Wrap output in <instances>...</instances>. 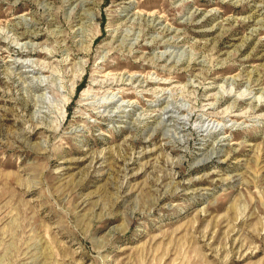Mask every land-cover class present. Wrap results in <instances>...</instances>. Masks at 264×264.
Instances as JSON below:
<instances>
[{"label":"rangeland","instance_id":"obj_1","mask_svg":"<svg viewBox=\"0 0 264 264\" xmlns=\"http://www.w3.org/2000/svg\"><path fill=\"white\" fill-rule=\"evenodd\" d=\"M0 264H264V0H0Z\"/></svg>","mask_w":264,"mask_h":264}]
</instances>
